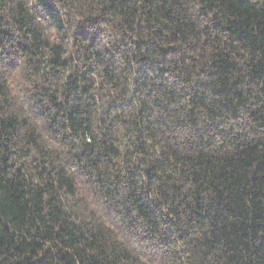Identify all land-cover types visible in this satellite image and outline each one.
<instances>
[{
	"label": "trees",
	"instance_id": "16d2710c",
	"mask_svg": "<svg viewBox=\"0 0 264 264\" xmlns=\"http://www.w3.org/2000/svg\"><path fill=\"white\" fill-rule=\"evenodd\" d=\"M0 264H264V0H0Z\"/></svg>",
	"mask_w": 264,
	"mask_h": 264
}]
</instances>
